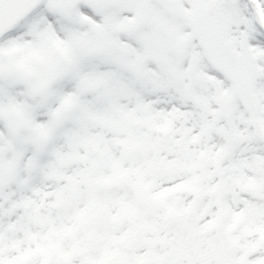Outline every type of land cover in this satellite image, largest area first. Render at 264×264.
<instances>
[{
	"label": "snow or ice",
	"instance_id": "snow-or-ice-1",
	"mask_svg": "<svg viewBox=\"0 0 264 264\" xmlns=\"http://www.w3.org/2000/svg\"><path fill=\"white\" fill-rule=\"evenodd\" d=\"M0 264H264V0H0Z\"/></svg>",
	"mask_w": 264,
	"mask_h": 264
}]
</instances>
